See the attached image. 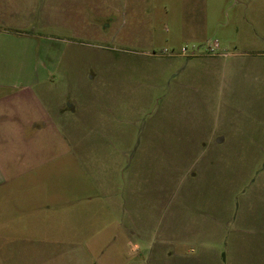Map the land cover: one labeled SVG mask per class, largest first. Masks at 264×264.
<instances>
[{
  "label": "rangeland",
  "instance_id": "obj_1",
  "mask_svg": "<svg viewBox=\"0 0 264 264\" xmlns=\"http://www.w3.org/2000/svg\"><path fill=\"white\" fill-rule=\"evenodd\" d=\"M217 3L209 8V34L197 42L186 38L179 24L187 8L178 0H161L157 9L147 8L146 45L125 35L122 16L110 22L106 6H101L96 23H82L78 35L52 20L30 25V40L0 39V67L48 66L56 71H44L47 80L59 85L77 70L85 103L78 152L74 147L67 154L59 151V137L52 134L46 168L51 182L13 185L4 191L11 194L15 189L14 199L4 192L0 199V240L16 243L20 264H123L118 258L137 264L158 253L162 227L173 223L179 236L200 222L204 206L211 211V229L206 228L201 240L219 254L224 187L219 159L208 164L205 175L196 176V170L179 179V166L180 173L192 160L191 166L199 167L209 160L208 153L203 158L201 151H186L177 160H167L150 145L159 128L178 131L181 137L220 128L229 94L220 87L222 69L234 71L237 63L235 57L223 56L229 40L225 37L241 41L231 28L239 6L235 0ZM120 9L124 13V7ZM219 22L229 23L230 29L224 31ZM29 80L0 71L3 82ZM87 94L94 96L93 112ZM12 222L14 232L8 231ZM169 233L162 234L171 237ZM188 249L195 247L181 250ZM196 251L203 254L198 247Z\"/></svg>",
  "mask_w": 264,
  "mask_h": 264
},
{
  "label": "crops",
  "instance_id": "obj_2",
  "mask_svg": "<svg viewBox=\"0 0 264 264\" xmlns=\"http://www.w3.org/2000/svg\"><path fill=\"white\" fill-rule=\"evenodd\" d=\"M159 1L0 0V39L30 40V25L51 23L52 20L61 30L78 35L82 32V23H96L101 6H106L110 22L116 23L122 16L127 25L125 35L146 45L147 8L157 9ZM213 1L218 2L178 0L183 8H187L179 18L186 38L197 42L209 34V8ZM235 5L239 6L240 14L231 28L235 29V37L241 43H234V37H225L229 40L224 42L223 56L235 57L237 63L234 71L233 67L222 69L220 87L229 89V94L225 103L227 113L221 117L220 128L192 132L188 136L185 133L182 137L178 131L159 128L150 144L155 151L163 152L167 160H177L181 158V152L186 151H201L203 158L208 153L209 160L199 167H192V160L184 167V173H180L179 166V179L196 170H199L196 176L205 175L208 164L219 159L224 185L218 223L220 252L214 253L212 246H208L205 239L201 240L211 223V211L204 206L199 211L200 222L191 218L197 225L191 223L179 236L173 223L168 228L162 227V233L170 231L171 237L161 233L158 253L137 264H264V0H235ZM120 7H124V13ZM242 7H245L244 12ZM218 27L224 31L230 29L227 22H219ZM231 47L236 50L230 52ZM29 56L33 57L32 54ZM12 65L2 66L0 71L19 73L31 80L0 81V199L3 192L14 199L15 189L11 194L4 191L13 185L51 182L46 170L51 162V135L59 137L56 146L59 151L66 150L67 154L74 147L77 153L81 145H78L79 133L84 129L85 103L77 70L73 71L75 74L70 81L59 85L47 80L44 71H56L48 66ZM230 72L235 73L234 78H229ZM86 97L87 105L92 106L88 110L93 112L94 96L87 94ZM74 159L76 162V155ZM47 207L50 210V206ZM164 215H160L162 222ZM13 224L8 231L17 230ZM1 229L0 225V232ZM197 238L199 241H195ZM182 247H195V250L184 252ZM197 247L203 254H196ZM17 251L13 240H0V264H20ZM118 260L123 264L132 262L127 258Z\"/></svg>",
  "mask_w": 264,
  "mask_h": 264
},
{
  "label": "built area",
  "instance_id": "obj_3",
  "mask_svg": "<svg viewBox=\"0 0 264 264\" xmlns=\"http://www.w3.org/2000/svg\"><path fill=\"white\" fill-rule=\"evenodd\" d=\"M217 46H218V44L216 43L215 47H217Z\"/></svg>",
  "mask_w": 264,
  "mask_h": 264
}]
</instances>
